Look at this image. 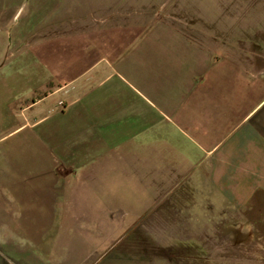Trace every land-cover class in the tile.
<instances>
[{
  "label": "crops",
  "instance_id": "crops-1",
  "mask_svg": "<svg viewBox=\"0 0 264 264\" xmlns=\"http://www.w3.org/2000/svg\"><path fill=\"white\" fill-rule=\"evenodd\" d=\"M104 1L0 0V264H264V0Z\"/></svg>",
  "mask_w": 264,
  "mask_h": 264
},
{
  "label": "rangeland",
  "instance_id": "rangeland-1",
  "mask_svg": "<svg viewBox=\"0 0 264 264\" xmlns=\"http://www.w3.org/2000/svg\"><path fill=\"white\" fill-rule=\"evenodd\" d=\"M10 1L12 0H2V3H4V6L10 7ZM42 1L44 0H13L14 7L18 9V16L16 18V21L12 23L9 27V33L6 34V42H7V50L12 48V40L14 35L16 34L17 30H19L24 24L27 22L28 13L33 8L37 9L40 8V5H42ZM105 2L104 0H100L99 3ZM19 5V6H18ZM35 11V10H34ZM10 142H7L4 144L3 147H7ZM5 203V202H4ZM41 219V217H40ZM7 221H14V224L19 223L20 227L18 228L17 233H11V232H4L0 234V244L9 242H14L17 245H20L21 249L29 256L35 254L36 256L42 257L43 256V250H34L40 247H43L45 244H50L51 241H53V236L48 235H42L40 233H27L25 229L21 227L23 217L21 215L18 216H8L6 218ZM42 220V219H41ZM27 247L29 249H27ZM7 252H5V258H6ZM26 255V254H25Z\"/></svg>",
  "mask_w": 264,
  "mask_h": 264
}]
</instances>
